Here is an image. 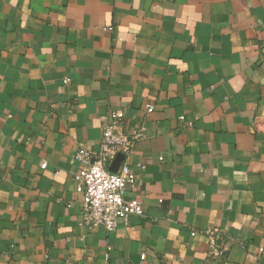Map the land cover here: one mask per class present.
<instances>
[{
    "label": "crops",
    "instance_id": "obj_1",
    "mask_svg": "<svg viewBox=\"0 0 264 264\" xmlns=\"http://www.w3.org/2000/svg\"><path fill=\"white\" fill-rule=\"evenodd\" d=\"M117 109L144 216L88 230L73 155ZM259 116L264 0H0V264H264Z\"/></svg>",
    "mask_w": 264,
    "mask_h": 264
},
{
    "label": "built area",
    "instance_id": "obj_2",
    "mask_svg": "<svg viewBox=\"0 0 264 264\" xmlns=\"http://www.w3.org/2000/svg\"><path fill=\"white\" fill-rule=\"evenodd\" d=\"M111 31V28H108ZM154 106L146 104L143 113H153ZM125 113L122 110L111 111L102 129L100 151L97 154L79 148L73 155L80 165L74 175L76 193L80 196L78 225L88 230L97 227L113 232L120 224L125 225L131 217H143L142 202L127 198L128 189L137 185V177L127 163H122L115 173L109 168L115 157L131 154L136 143L144 138V125L138 123L129 131L123 130ZM252 131L264 132V116L256 117ZM46 163L41 168H46ZM210 237V254L218 255L217 238L214 233L206 232ZM192 236L195 232L191 233Z\"/></svg>",
    "mask_w": 264,
    "mask_h": 264
},
{
    "label": "water",
    "instance_id": "obj_3",
    "mask_svg": "<svg viewBox=\"0 0 264 264\" xmlns=\"http://www.w3.org/2000/svg\"><path fill=\"white\" fill-rule=\"evenodd\" d=\"M124 157L120 154H118L114 161L111 164V167L109 168V171L112 173H115L118 169V167L120 166L121 162L123 161Z\"/></svg>",
    "mask_w": 264,
    "mask_h": 264
}]
</instances>
